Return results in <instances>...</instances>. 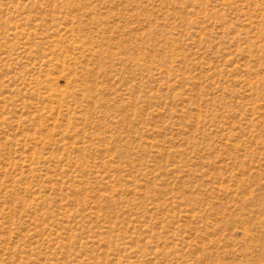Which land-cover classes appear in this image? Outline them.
<instances>
[{
  "label": "rangeland",
  "instance_id": "obj_1",
  "mask_svg": "<svg viewBox=\"0 0 264 264\" xmlns=\"http://www.w3.org/2000/svg\"><path fill=\"white\" fill-rule=\"evenodd\" d=\"M0 264H264V0H0Z\"/></svg>",
  "mask_w": 264,
  "mask_h": 264
}]
</instances>
